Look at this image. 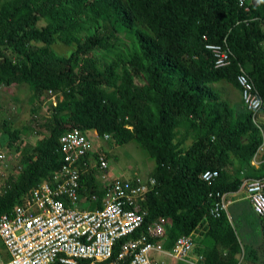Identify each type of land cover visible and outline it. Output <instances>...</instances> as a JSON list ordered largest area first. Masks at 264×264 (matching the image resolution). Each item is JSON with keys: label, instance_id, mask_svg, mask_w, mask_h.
<instances>
[{"label": "trees", "instance_id": "obj_1", "mask_svg": "<svg viewBox=\"0 0 264 264\" xmlns=\"http://www.w3.org/2000/svg\"><path fill=\"white\" fill-rule=\"evenodd\" d=\"M212 46H225L228 65L215 67ZM240 70L258 112L241 99ZM10 84L25 86L30 114L49 102L32 129L1 124L0 146L20 152V171L0 187V216L61 166L59 137L77 129L97 143L134 142L153 161L139 209L144 224L166 223L163 250L202 226L201 262L237 264L225 211H210L216 194L264 178V0H0V86ZM28 131L41 138L20 149ZM96 152L106 159L103 148L86 157ZM207 170L217 172L210 183L200 178ZM94 172L81 174L80 192L100 198Z\"/></svg>", "mask_w": 264, "mask_h": 264}, {"label": "built area", "instance_id": "obj_2", "mask_svg": "<svg viewBox=\"0 0 264 264\" xmlns=\"http://www.w3.org/2000/svg\"><path fill=\"white\" fill-rule=\"evenodd\" d=\"M245 1L238 0L239 6ZM210 48L215 67L228 65L230 54L225 46ZM236 81L242 88L244 105L258 112L262 101L242 70L236 74ZM54 99L53 95V104ZM107 138L105 135L104 139ZM58 143L63 154L61 166L30 189L9 214L0 216V245L8 254V260L0 264H159L151 257L157 254L169 255L180 262L188 259L193 251L191 236L179 237L168 252L162 248L166 223L157 219L144 224L145 212L139 209V202L155 184L153 178L144 181L108 177L104 153L96 152V160L86 157L93 153V144L77 129L62 134ZM19 156L20 153L16 157ZM12 161L0 148V187L20 171L18 161L15 164ZM89 168L100 177V198L94 193L80 192L81 174ZM216 176L217 172L207 170L200 178L210 183ZM239 191L245 193L258 217L264 241V178L243 180ZM225 196H212V216L218 217L219 210L225 209ZM91 202H99L100 208L86 209ZM142 227L140 235L132 238Z\"/></svg>", "mask_w": 264, "mask_h": 264}, {"label": "rangeland", "instance_id": "obj_3", "mask_svg": "<svg viewBox=\"0 0 264 264\" xmlns=\"http://www.w3.org/2000/svg\"><path fill=\"white\" fill-rule=\"evenodd\" d=\"M53 48L60 54L66 52V48L63 46H53ZM28 96L29 93L23 85L10 84L8 86H0V137H7V135L2 132L1 124L3 121L12 128L18 130H21L23 127L32 129L37 123L35 120L39 122L42 121L41 116L46 113V105L49 102L47 94L44 97L46 99L43 101L42 108L36 114H30L29 112L27 104ZM229 97L231 98L232 104L234 100H238L237 92H233ZM39 138H41L39 134H36L34 131H28L26 135H20V139L16 144H18L21 149L23 146L33 144L35 140ZM88 138L91 139L94 150L103 148L106 152L107 176L110 178H121L124 180L141 178L145 181L153 170V161L149 159L146 153L134 142L115 145L112 141H109L110 144L107 141L97 143L95 140L99 139L95 136L89 135ZM0 148L3 152H7L8 157L13 158L14 161H12V163L15 164L20 159V156L16 157L20 152L1 146ZM93 175L94 179L100 180L97 172H94ZM81 184L82 183H80V186ZM80 188L82 189V186ZM86 205H88V203H86ZM254 216L257 217L255 214ZM207 245H211L209 240H207ZM0 255V261L5 260L6 251L1 245ZM151 257H153V255Z\"/></svg>", "mask_w": 264, "mask_h": 264}, {"label": "crops", "instance_id": "obj_4", "mask_svg": "<svg viewBox=\"0 0 264 264\" xmlns=\"http://www.w3.org/2000/svg\"><path fill=\"white\" fill-rule=\"evenodd\" d=\"M262 154L263 150L258 154L259 162ZM224 202L227 220L237 238L240 249V252L235 255L237 264H264V241L261 237L260 222L254 216L247 196L244 192L239 191L235 194L226 195ZM89 206H86V209L92 210ZM201 230L202 226L191 236L193 251L186 261H177L166 254L153 255V258L159 264H203L200 260L201 251L206 244L202 236H199ZM6 260H8V254H6L4 261Z\"/></svg>", "mask_w": 264, "mask_h": 264}, {"label": "water", "instance_id": "obj_5", "mask_svg": "<svg viewBox=\"0 0 264 264\" xmlns=\"http://www.w3.org/2000/svg\"><path fill=\"white\" fill-rule=\"evenodd\" d=\"M257 3H256V1H253V5L255 6Z\"/></svg>", "mask_w": 264, "mask_h": 264}, {"label": "clouds", "instance_id": "obj_6", "mask_svg": "<svg viewBox=\"0 0 264 264\" xmlns=\"http://www.w3.org/2000/svg\"><path fill=\"white\" fill-rule=\"evenodd\" d=\"M238 192H239V190H238Z\"/></svg>", "mask_w": 264, "mask_h": 264}]
</instances>
